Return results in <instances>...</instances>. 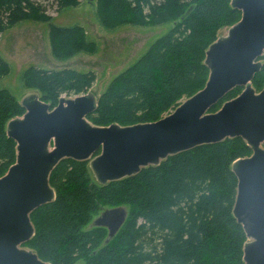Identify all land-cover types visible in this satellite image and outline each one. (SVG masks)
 Segmentation results:
<instances>
[{"label": "trees", "instance_id": "trees-1", "mask_svg": "<svg viewBox=\"0 0 264 264\" xmlns=\"http://www.w3.org/2000/svg\"><path fill=\"white\" fill-rule=\"evenodd\" d=\"M44 1L61 7L70 0H0V35L17 21L42 15ZM97 15L106 27L173 24L97 97L96 110L87 120L100 127L157 121L201 90L208 77L206 49L221 29L240 19L230 0H97ZM49 43L56 59L71 57L85 49L84 29L52 26ZM260 61L251 82L256 92L264 88V52ZM8 71L0 58V79ZM22 79L52 109L61 96L88 93L96 76L92 71L30 66ZM240 91L231 90L209 112ZM23 113L9 90L0 88V177L16 157L6 124ZM250 153L240 138L225 139L105 186L90 178L88 162L64 159L49 176L55 198L30 214L34 235L24 246L49 264H244L246 238L231 212L237 184L231 165ZM119 206L127 216L105 241L107 230L91 223L104 209Z\"/></svg>", "mask_w": 264, "mask_h": 264}, {"label": "water", "instance_id": "water-1", "mask_svg": "<svg viewBox=\"0 0 264 264\" xmlns=\"http://www.w3.org/2000/svg\"><path fill=\"white\" fill-rule=\"evenodd\" d=\"M230 6L240 19L206 49L204 87L157 121L92 125L87 116L98 98L89 92L61 96L52 109L35 90L19 101L24 113L5 129L16 157L0 177V264H49L24 244L34 235L30 214L55 198L49 176L60 161L88 162L94 180L105 186L168 157L234 138L251 151L231 165L237 181L231 212L246 238L242 261L264 264V88L256 92L251 85L262 66L264 0H230ZM236 87L241 91L235 98L209 112ZM126 216L122 206L104 209L91 226L105 228L108 241Z\"/></svg>", "mask_w": 264, "mask_h": 264}, {"label": "rangeland", "instance_id": "rangeland-1", "mask_svg": "<svg viewBox=\"0 0 264 264\" xmlns=\"http://www.w3.org/2000/svg\"><path fill=\"white\" fill-rule=\"evenodd\" d=\"M43 5L45 12L42 15L17 21L0 35V58L9 69L8 74L0 79V88L9 90L18 101L31 91L24 86L22 79L23 72L30 66L44 70L74 69L81 73L92 71L96 79L88 92L97 98L113 79L136 64L173 26L172 23L149 22L106 27L97 15V0H70L61 7L44 1ZM52 26L82 27L85 49L71 57L56 59L49 43ZM226 30L221 29L219 36L225 35ZM88 175L94 178L92 174Z\"/></svg>", "mask_w": 264, "mask_h": 264}]
</instances>
